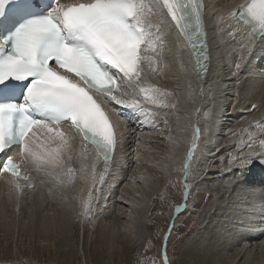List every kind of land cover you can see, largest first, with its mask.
<instances>
[{"label": "bare ground", "instance_id": "obj_1", "mask_svg": "<svg viewBox=\"0 0 264 264\" xmlns=\"http://www.w3.org/2000/svg\"><path fill=\"white\" fill-rule=\"evenodd\" d=\"M71 1L89 2L60 0V3ZM245 1L202 0L210 62L208 70H200L199 75L195 55L190 58L175 29L168 23L160 27L158 51L148 49L141 52L145 60L139 79L141 87L159 89L157 95L162 103L145 100L134 86H122L119 81L113 95L119 97L121 103L107 97L94 98L104 107L117 136V147L112 160L107 162V170L103 156H99L91 144L85 150L81 137L71 138L66 125L51 128L52 131L41 128L29 137L33 149L51 156L63 151L67 141L73 152L69 167L74 172L69 176L66 171L63 178L46 175L23 162L18 149L13 156L20 163L18 182L22 191L18 194L11 191L15 178L10 172L0 171V197L5 192V198L15 208L22 199L30 203L33 198H41L34 196L42 194L40 190L48 189L52 194L54 185L70 182L71 194L81 206V198H88V193L83 190L91 182L86 183L84 177L92 175L94 165L97 187L102 191L98 202L96 194H92L95 214L91 218L103 217L104 230L110 234L116 230L120 234L125 233L124 239L130 242L140 238L141 219L156 181L164 179L171 184L178 178L183 191L187 183L190 190L198 189L202 194H231L227 210H233L232 220L228 223L220 221L226 233H220L222 236L218 235L212 238L214 241L207 243L208 246L203 249L205 258L213 259L221 253L220 264H264V163L261 162L264 156L258 155L264 152V143H261L264 141V39L255 38L249 51L247 45L251 38L248 37L247 27L234 15ZM151 2L144 0L145 4L150 5ZM157 23L153 20V32L157 31ZM237 63L241 65L239 69L236 68ZM238 96L242 99L236 100ZM137 100L141 102L140 107L127 106ZM250 104L251 108H248ZM241 108L244 114H238ZM197 128L198 137L194 133ZM230 140L241 144L230 151ZM193 144L196 151L185 180L181 168ZM223 149L227 151L226 159L230 165L217 170L222 175L231 172L230 177L221 178V181L212 180L211 188L207 189L204 184L209 180L208 176L216 178L213 165L223 155L216 158L214 153ZM249 154H253L251 162L241 168L239 159ZM67 155L65 153V159ZM234 159L235 162L230 163ZM82 166L86 171L82 170ZM101 173L104 174L102 183ZM23 177H28V180ZM29 184L31 187L27 186ZM63 219L61 215L56 221V230H63ZM44 221L42 230L48 229ZM170 222L173 227L174 221ZM166 232L161 237L163 263L165 237L167 248L170 235ZM166 255L170 264L167 249Z\"/></svg>", "mask_w": 264, "mask_h": 264}, {"label": "snow or ice", "instance_id": "obj_2", "mask_svg": "<svg viewBox=\"0 0 264 264\" xmlns=\"http://www.w3.org/2000/svg\"><path fill=\"white\" fill-rule=\"evenodd\" d=\"M9 4L10 0H0V13L5 12ZM53 5L47 14L28 20L9 37L0 39V49L9 47L7 40L11 41V52L0 58V91L14 87L10 78L29 81L22 102L0 103V153L6 155L16 146L22 161L37 171L57 178H63L67 171L71 176L74 170L69 164L73 152L67 141L63 151L45 156L33 149L29 138L34 126L52 131L48 123L52 122L57 126L66 125L67 134L73 139L79 135L85 150L88 144L94 146L97 154L103 156L107 170V162L112 160L117 146L115 126L86 89L121 103L120 98L112 94L113 86L119 81L122 86H134L145 100L162 103L157 95L159 89L141 87L139 76L145 60L141 52L158 51L161 39L158 33L165 23L191 46L197 68L206 72L210 50L202 15L204 5L200 0H152L150 5L144 0H89L68 4L53 0ZM11 7L18 12L25 11L30 7V0H12ZM234 15L247 26L251 38L247 46L251 51V42L255 38L264 39V0H249L238 6V13ZM153 20L158 21L156 32L152 31ZM240 67L237 63L236 68ZM59 69L66 72L61 74ZM127 106L140 107L141 102L137 100ZM194 133L198 137L199 129H194ZM195 151L193 144L182 164L185 180ZM252 155L239 159L241 168L251 162ZM258 155L264 156V152ZM2 165L0 171L10 172L15 178L11 191L20 193L19 165L12 156H7ZM82 170L86 171L84 166ZM103 178L101 173V183ZM23 179L28 180V177ZM84 179L86 183L91 182L83 190L88 193V198H81L83 210L78 216L89 219L95 214L92 194H96L98 202L102 191L97 187L94 165L92 175H86ZM27 186L31 187L30 184ZM184 189L187 202L190 191L187 183ZM185 206L177 205L175 211L180 212ZM166 242L167 236L164 264H169Z\"/></svg>", "mask_w": 264, "mask_h": 264}, {"label": "rangeland", "instance_id": "obj_3", "mask_svg": "<svg viewBox=\"0 0 264 264\" xmlns=\"http://www.w3.org/2000/svg\"><path fill=\"white\" fill-rule=\"evenodd\" d=\"M241 96L236 100H241ZM241 109L237 111L238 114H244V109ZM240 144L230 140L228 150L232 151ZM226 153L224 149L214 153L216 158L223 155L213 165L216 178L208 176L209 180L204 184L207 189L211 188L212 180L221 181V178L230 177L231 172L222 175L217 170L230 165ZM181 183L178 178L171 184L164 179L156 181L141 219L140 238L130 242L124 239L125 233L120 234L115 229L110 234L104 230L103 217L98 215L83 219L78 216L82 208L71 194L70 182L54 185L52 194L48 189L40 190L43 193L34 196L41 198H33L30 203L22 199L15 208L2 192L0 264H164L161 237L168 231L172 223L170 220L174 221L168 231L170 235L166 248L170 264H220L221 253L213 259L205 258L203 249L220 233H226L220 221L226 220L228 223L232 220L233 210H227L231 194H202L198 189H191L185 202ZM185 204L173 217L175 207ZM61 215L64 219L61 225L63 230L60 231L56 230V221ZM43 220L45 228L48 227L46 230L41 229Z\"/></svg>", "mask_w": 264, "mask_h": 264}, {"label": "water", "instance_id": "obj_4", "mask_svg": "<svg viewBox=\"0 0 264 264\" xmlns=\"http://www.w3.org/2000/svg\"><path fill=\"white\" fill-rule=\"evenodd\" d=\"M175 209H176V207H175ZM175 209H174L173 217H175V216L178 214V212H176ZM181 209H182V208H181ZM171 227H172V223L168 226V231H169V229H170ZM168 231H167V233H168Z\"/></svg>", "mask_w": 264, "mask_h": 264}]
</instances>
